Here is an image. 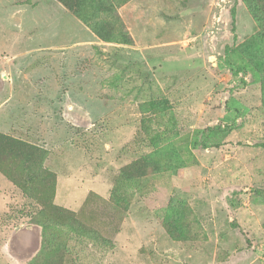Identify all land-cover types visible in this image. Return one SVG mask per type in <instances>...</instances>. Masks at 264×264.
<instances>
[{
	"label": "rangeland",
	"instance_id": "1",
	"mask_svg": "<svg viewBox=\"0 0 264 264\" xmlns=\"http://www.w3.org/2000/svg\"><path fill=\"white\" fill-rule=\"evenodd\" d=\"M254 1L0 0V264H264Z\"/></svg>",
	"mask_w": 264,
	"mask_h": 264
},
{
	"label": "trees",
	"instance_id": "2",
	"mask_svg": "<svg viewBox=\"0 0 264 264\" xmlns=\"http://www.w3.org/2000/svg\"><path fill=\"white\" fill-rule=\"evenodd\" d=\"M246 1L250 5V8H251L252 13L257 12L256 11V4H255V1L254 0H246ZM61 2L65 6H67L68 8H70V9H73L74 7H76V5L78 3L77 0H61ZM235 13H236V10H235V8H233V10H232L233 20H235Z\"/></svg>",
	"mask_w": 264,
	"mask_h": 264
}]
</instances>
